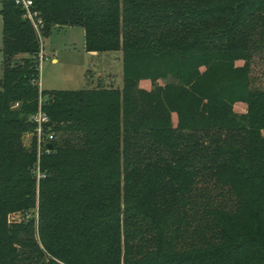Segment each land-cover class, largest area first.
I'll return each mask as SVG.
<instances>
[{
    "label": "trees",
    "instance_id": "obj_1",
    "mask_svg": "<svg viewBox=\"0 0 264 264\" xmlns=\"http://www.w3.org/2000/svg\"><path fill=\"white\" fill-rule=\"evenodd\" d=\"M32 1L42 36L121 52L123 84L40 89L39 38L0 0V264H264V0Z\"/></svg>",
    "mask_w": 264,
    "mask_h": 264
},
{
    "label": "rangeland",
    "instance_id": "obj_2",
    "mask_svg": "<svg viewBox=\"0 0 264 264\" xmlns=\"http://www.w3.org/2000/svg\"><path fill=\"white\" fill-rule=\"evenodd\" d=\"M2 43V20L0 16V48ZM42 52L45 56L39 64V88L44 90H78L102 86L121 87L123 84L122 54L116 51L87 52L84 49V31L80 26H56L41 38ZM55 58L56 61H52ZM2 54L0 51V76ZM241 65L242 61H237ZM252 75L264 73V51L253 54L250 62ZM164 83V81H160ZM140 86L150 89L149 81ZM236 111H245L243 104L234 106ZM175 120V115H173ZM30 132H24L22 143L31 145ZM31 212L14 215L11 220L27 218Z\"/></svg>",
    "mask_w": 264,
    "mask_h": 264
},
{
    "label": "built area",
    "instance_id": "obj_3",
    "mask_svg": "<svg viewBox=\"0 0 264 264\" xmlns=\"http://www.w3.org/2000/svg\"><path fill=\"white\" fill-rule=\"evenodd\" d=\"M14 3L16 5H19L23 11H24V14H23V17L27 18L30 20V22L32 23L33 25V28L39 38V41H40V45H41V38H42V35H41V27H42V19L41 17L39 16V13L37 11H33L31 10V6L33 5V1L32 0H13ZM38 57V60H39V64H40V61L41 59H44V55H43V52H42V45H41V48H40V51L37 55ZM40 85L39 81H38V86ZM42 102V97L40 96L39 97V107H38V110L35 114H33L30 118V120L35 124V129L33 132H30L28 136H30L31 138L33 136H35L36 138V144H37V155L39 157V154L41 152V145L42 144H46V143H49L50 140L53 138V135L52 133H45L44 132V126L49 122V117L47 114H45L41 108H40V104ZM46 151H48L47 148H45ZM36 174H37V178H39L40 176H42L39 172V168L37 166L36 168Z\"/></svg>",
    "mask_w": 264,
    "mask_h": 264
},
{
    "label": "water",
    "instance_id": "obj_4",
    "mask_svg": "<svg viewBox=\"0 0 264 264\" xmlns=\"http://www.w3.org/2000/svg\"><path fill=\"white\" fill-rule=\"evenodd\" d=\"M44 146L47 149H51L52 148V144L51 143H46Z\"/></svg>",
    "mask_w": 264,
    "mask_h": 264
},
{
    "label": "crops",
    "instance_id": "obj_5",
    "mask_svg": "<svg viewBox=\"0 0 264 264\" xmlns=\"http://www.w3.org/2000/svg\"><path fill=\"white\" fill-rule=\"evenodd\" d=\"M44 53V52H43ZM52 61L54 62V61H56V59L55 58H52Z\"/></svg>",
    "mask_w": 264,
    "mask_h": 264
}]
</instances>
